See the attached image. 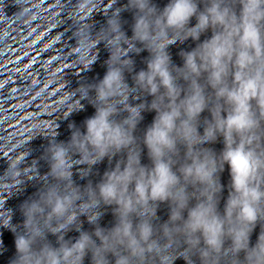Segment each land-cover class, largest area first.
Returning <instances> with one entry per match:
<instances>
[{
  "label": "clouds",
  "instance_id": "9594fccd",
  "mask_svg": "<svg viewBox=\"0 0 264 264\" xmlns=\"http://www.w3.org/2000/svg\"><path fill=\"white\" fill-rule=\"evenodd\" d=\"M26 2L12 0L15 15ZM106 3L69 4L73 67L91 71L107 52L103 76L67 85L58 102L69 137L37 125L39 155L29 161V141L5 159L8 264H264V0Z\"/></svg>",
  "mask_w": 264,
  "mask_h": 264
}]
</instances>
